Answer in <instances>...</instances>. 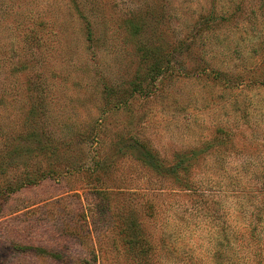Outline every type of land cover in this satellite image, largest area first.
<instances>
[{
	"label": "rangeland",
	"instance_id": "rangeland-1",
	"mask_svg": "<svg viewBox=\"0 0 264 264\" xmlns=\"http://www.w3.org/2000/svg\"><path fill=\"white\" fill-rule=\"evenodd\" d=\"M89 259L264 264V0H0V264Z\"/></svg>",
	"mask_w": 264,
	"mask_h": 264
},
{
	"label": "trees",
	"instance_id": "trees-1",
	"mask_svg": "<svg viewBox=\"0 0 264 264\" xmlns=\"http://www.w3.org/2000/svg\"><path fill=\"white\" fill-rule=\"evenodd\" d=\"M135 238H136V237H133V239H132L130 242H133ZM134 242H136V241H134ZM137 242L141 243L142 240H138ZM137 242H136V244H138ZM128 245H130V244H128ZM138 249H139V250H142L141 247H139ZM94 261H95V259H94V260L89 259V260H85L84 262H85V264H94Z\"/></svg>",
	"mask_w": 264,
	"mask_h": 264
}]
</instances>
